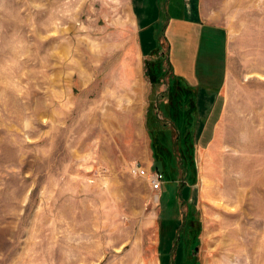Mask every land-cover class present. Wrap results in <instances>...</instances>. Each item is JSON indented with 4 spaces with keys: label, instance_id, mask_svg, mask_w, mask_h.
<instances>
[{
    "label": "rangeland",
    "instance_id": "374dc122",
    "mask_svg": "<svg viewBox=\"0 0 264 264\" xmlns=\"http://www.w3.org/2000/svg\"><path fill=\"white\" fill-rule=\"evenodd\" d=\"M141 3L0 0V264H264V0H200L224 83L192 138Z\"/></svg>",
    "mask_w": 264,
    "mask_h": 264
},
{
    "label": "crops",
    "instance_id": "0c3cea01",
    "mask_svg": "<svg viewBox=\"0 0 264 264\" xmlns=\"http://www.w3.org/2000/svg\"><path fill=\"white\" fill-rule=\"evenodd\" d=\"M141 1L139 18L142 25L148 27L156 24L159 28L164 25V30L170 43V50L173 42L178 43L184 49L187 46L186 67H184V59L180 62V70H175L173 64L171 65L173 74L179 76L182 83H184L183 90L185 91V87H189L192 92V96L188 97V99L192 98V101H189V103L192 102L191 106L193 105L190 110L191 116L184 114V119L190 120L186 131H189L188 138H192L196 131L195 128L200 117L199 114L208 111L209 115L204 119L205 121H210L216 114L215 112L219 105L220 93L224 83V77L220 82L214 83V78L209 71L204 73V78L207 81L205 83L201 82L198 76L196 63L198 50L203 40L210 43L208 39L210 38L211 28L203 19L200 0ZM154 10L156 13H154ZM177 120L180 123L179 117ZM204 131L205 127L203 129ZM214 132H216V129Z\"/></svg>",
    "mask_w": 264,
    "mask_h": 264
},
{
    "label": "built area",
    "instance_id": "2783aa9c",
    "mask_svg": "<svg viewBox=\"0 0 264 264\" xmlns=\"http://www.w3.org/2000/svg\"><path fill=\"white\" fill-rule=\"evenodd\" d=\"M131 172L138 176H148L153 189H159L164 180V173L160 171L149 172L138 162L132 165Z\"/></svg>",
    "mask_w": 264,
    "mask_h": 264
},
{
    "label": "trees",
    "instance_id": "16d2710c",
    "mask_svg": "<svg viewBox=\"0 0 264 264\" xmlns=\"http://www.w3.org/2000/svg\"><path fill=\"white\" fill-rule=\"evenodd\" d=\"M159 170V169H158Z\"/></svg>",
    "mask_w": 264,
    "mask_h": 264
}]
</instances>
